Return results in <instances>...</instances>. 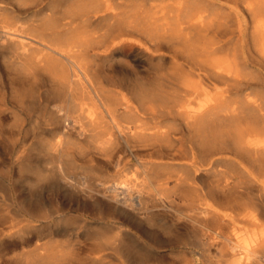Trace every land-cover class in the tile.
<instances>
[{
  "label": "bare ground",
  "instance_id": "obj_1",
  "mask_svg": "<svg viewBox=\"0 0 264 264\" xmlns=\"http://www.w3.org/2000/svg\"><path fill=\"white\" fill-rule=\"evenodd\" d=\"M9 1L8 66L51 84L50 175L77 203L116 213L99 252L135 250L138 228L165 214L190 229L182 252L264 264V26L239 39L212 26L208 0ZM218 54L242 63L244 78L213 66ZM77 161L93 176L74 174Z\"/></svg>",
  "mask_w": 264,
  "mask_h": 264
},
{
  "label": "rangeland",
  "instance_id": "obj_2",
  "mask_svg": "<svg viewBox=\"0 0 264 264\" xmlns=\"http://www.w3.org/2000/svg\"><path fill=\"white\" fill-rule=\"evenodd\" d=\"M8 1L0 0V5ZM208 1L212 26L231 25L240 31L239 39H251L256 26H264V0ZM17 13L27 18L33 12ZM197 21L193 19V23ZM1 50L0 264H210L206 256L201 257L203 252L181 251L180 241L192 239L190 229L165 214L138 228L129 242L135 250L99 252L116 233L110 228L116 213L77 203L75 196L57 185L51 171L53 161L45 157L44 150L49 122L46 97L51 84L46 79L23 81L17 77ZM118 57L130 63L128 57ZM235 60L218 54L212 65L232 82L233 77L242 79L248 72ZM257 67L264 71V64ZM69 169L76 175L93 176L87 162L70 163ZM211 260H216L213 254Z\"/></svg>",
  "mask_w": 264,
  "mask_h": 264
}]
</instances>
